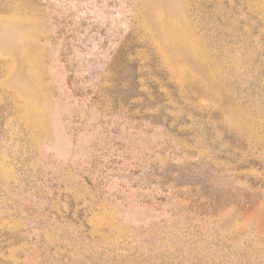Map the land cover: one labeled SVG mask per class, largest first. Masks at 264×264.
Masks as SVG:
<instances>
[{
    "label": "rangeland",
    "instance_id": "1",
    "mask_svg": "<svg viewBox=\"0 0 264 264\" xmlns=\"http://www.w3.org/2000/svg\"><path fill=\"white\" fill-rule=\"evenodd\" d=\"M0 264H264V0H0Z\"/></svg>",
    "mask_w": 264,
    "mask_h": 264
}]
</instances>
